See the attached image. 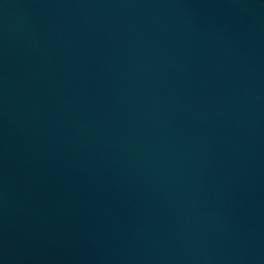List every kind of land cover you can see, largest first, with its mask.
Wrapping results in <instances>:
<instances>
[{
	"label": "water",
	"instance_id": "obj_1",
	"mask_svg": "<svg viewBox=\"0 0 264 264\" xmlns=\"http://www.w3.org/2000/svg\"><path fill=\"white\" fill-rule=\"evenodd\" d=\"M0 264H264V0H0Z\"/></svg>",
	"mask_w": 264,
	"mask_h": 264
}]
</instances>
